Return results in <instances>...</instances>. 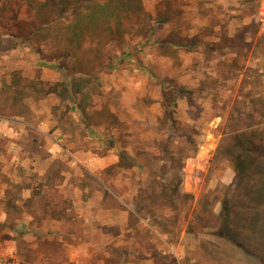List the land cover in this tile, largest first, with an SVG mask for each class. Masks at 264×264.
<instances>
[{"label": "rangeland", "instance_id": "1", "mask_svg": "<svg viewBox=\"0 0 264 264\" xmlns=\"http://www.w3.org/2000/svg\"><path fill=\"white\" fill-rule=\"evenodd\" d=\"M121 1L129 49L111 33L86 39L107 59L80 114V97L33 90L62 72L12 36L11 13L29 23L25 0H0V264H264V179L229 158L231 131H264V0H140L139 16ZM169 1L176 50L172 22L155 21ZM160 82L176 103L167 117Z\"/></svg>", "mask_w": 264, "mask_h": 264}, {"label": "trees", "instance_id": "2", "mask_svg": "<svg viewBox=\"0 0 264 264\" xmlns=\"http://www.w3.org/2000/svg\"><path fill=\"white\" fill-rule=\"evenodd\" d=\"M119 1L121 0H44L36 3L32 0H25L26 13L30 14L28 16L29 23L27 24L18 20L17 13L9 11L8 2L4 3L0 9V13L3 12L2 9L7 13H11L7 21L11 22L13 27L18 29L17 34L12 36L25 39V43L29 45L33 44L35 47L33 50L39 56L41 66L54 67L62 72L60 80L46 91L38 90L30 83L26 84L24 89L26 87L34 88L35 92L42 91L43 95L54 93L62 101L68 102H72L75 98L80 97V103L76 105V110L80 114H83V103L89 92L87 89L92 87L91 85L95 79L94 69L104 67L102 62L107 59L103 55L104 47L101 42L95 43L96 45L92 48L91 46L84 48L86 39H99L111 33L117 41H120V47L118 48L120 56L125 54L129 49V45L122 41L123 36L127 34V30H124L121 25L122 17L119 12L120 10L115 7V3ZM122 1L121 4H126V11H130L129 13H137V16H139V13L143 12L140 0ZM158 5H156L155 21L160 25L167 22H172L173 25L170 31V37L173 38V42L169 44L168 48L175 50L183 48L184 44L180 38L182 24L180 8L173 1L165 2L164 5L163 3L162 5ZM31 12H33V15H31ZM112 14L114 15L113 21L116 24L111 28L104 29L107 18H110ZM102 29L104 30L102 31ZM144 31L146 30L143 29L140 32V34H143L142 36L146 33ZM21 33L25 36L18 35ZM200 44V42H196V44L187 46V50L191 52ZM14 48H16V45L6 46V49ZM54 51L61 55V57H64L65 62L63 64L57 61L46 60V54ZM137 52L133 50V53L137 54ZM101 55H103V60ZM128 55H132V53L128 52ZM91 59L95 62L91 61ZM96 60L99 63H96ZM113 60L118 62L120 57L117 59L113 58ZM106 67L109 69V72L114 68L111 61L106 64ZM19 74V72L14 73L15 80L19 77ZM15 84L17 87L14 90L20 94L21 89L18 90L17 80ZM160 86L163 91L161 107L166 112L167 117L168 111L175 108L176 103L173 95L169 91H166L165 82H160ZM176 92L179 93L178 95H181V92H184V90L179 88ZM18 97H15L14 100ZM14 103L16 102L14 101ZM175 126L176 122L172 120L171 127ZM237 131L233 130L231 131L232 134L229 135L232 138L229 142L231 144V155L229 156L231 163H233L238 175L247 173L251 167H258L260 169L258 174H263L262 178L257 174V181L260 182V180L264 179V158L261 157V160L258 161L256 153L258 150H263L264 152V131L259 130L254 124H250V126ZM233 139L236 140V143H233ZM256 141L258 142L256 143ZM119 157L123 158V155Z\"/></svg>", "mask_w": 264, "mask_h": 264}]
</instances>
